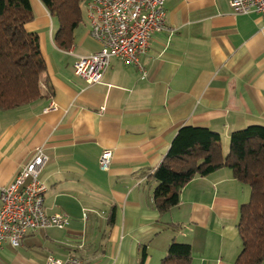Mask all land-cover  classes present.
<instances>
[{
  "label": "crops",
  "instance_id": "1",
  "mask_svg": "<svg viewBox=\"0 0 264 264\" xmlns=\"http://www.w3.org/2000/svg\"><path fill=\"white\" fill-rule=\"evenodd\" d=\"M230 1L166 0V27L152 35L141 67L113 57L102 80L89 84L74 63L100 48L91 23L63 50L54 18L32 0L28 29L40 35L53 93L0 110V189L43 146L46 210L66 212L70 227L29 231L19 247L5 242L0 264H46L50 253L87 264H151L158 253L160 264L173 240L192 245L191 264H234L248 197L231 170L193 178L165 214L150 177L183 125L208 127L227 143L233 131L264 124V18L238 13ZM104 149L113 151L108 170L99 164ZM81 218L74 230L71 219Z\"/></svg>",
  "mask_w": 264,
  "mask_h": 264
},
{
  "label": "trees",
  "instance_id": "2",
  "mask_svg": "<svg viewBox=\"0 0 264 264\" xmlns=\"http://www.w3.org/2000/svg\"><path fill=\"white\" fill-rule=\"evenodd\" d=\"M40 1L58 25L56 45L69 50L75 43V30L84 20L83 6L88 0ZM35 18L32 0H0V110L27 105L53 93L52 87L44 82L47 62L40 35L28 29ZM221 168L230 169L234 178L251 189L250 200L240 207L237 227L242 248L234 264H261L264 124H250L233 131L227 154L223 152L220 133L203 126L180 127L163 160L150 175L156 182L154 204L160 213H167L180 203L182 189L188 182ZM146 256L144 251L142 258ZM192 260V245L173 240L160 264H191Z\"/></svg>",
  "mask_w": 264,
  "mask_h": 264
},
{
  "label": "built area",
  "instance_id": "3",
  "mask_svg": "<svg viewBox=\"0 0 264 264\" xmlns=\"http://www.w3.org/2000/svg\"><path fill=\"white\" fill-rule=\"evenodd\" d=\"M165 2L88 0L86 10L91 35L100 48L92 54L79 56L74 63L75 73L89 84H94L102 80L113 57L141 67L140 57L147 53L152 35L166 27ZM230 4L238 13L255 11L264 18V0H231ZM51 108H56V105L51 104L47 110ZM112 159V149H104L99 157L100 167L110 169ZM48 160L45 148L36 147L14 179L1 187L0 249L7 241L19 247L29 231L68 225L69 215L66 212L49 214L46 210L48 189L40 175ZM46 264L87 263L74 255L61 258L50 253Z\"/></svg>",
  "mask_w": 264,
  "mask_h": 264
},
{
  "label": "rangeland",
  "instance_id": "4",
  "mask_svg": "<svg viewBox=\"0 0 264 264\" xmlns=\"http://www.w3.org/2000/svg\"><path fill=\"white\" fill-rule=\"evenodd\" d=\"M85 7L86 6H83V10H84V15H83L84 16V20L80 23V25L76 29V36L78 34H80L81 32H83L85 29H89L90 21H89V18H88V15H87V12H86V8ZM55 25L58 27V25H57L56 22H55ZM56 30H57V28H56ZM222 142H223L222 143V145H223V152H224V154H227L228 151H229V148H230V138L228 139V142L227 143L226 142L224 143V141H222ZM243 185H244L243 187H245L244 190L247 193V197H248L247 202H248L250 200V198H251V189H250V187L247 184H243ZM69 221H70V219H69ZM71 221H72L71 227L73 226L72 228L74 230H76V229H78V230L82 229L83 222H84V218H81V219H78V220L77 219H71ZM68 227H70V226L67 225V227L64 228V229L59 228V227L54 228V229H55V231L62 233V232H65ZM97 237H100L99 234H96L95 239L92 241V245H94L95 242L98 241V238ZM239 241L241 243V240H239ZM89 246H91V245L89 244ZM103 250H104V247H100V249L97 252H103ZM157 260H158V253H156V255L154 256L153 261L151 262V264H157V262H158ZM133 264H135V262ZM261 264H264V260H263V262Z\"/></svg>",
  "mask_w": 264,
  "mask_h": 264
}]
</instances>
